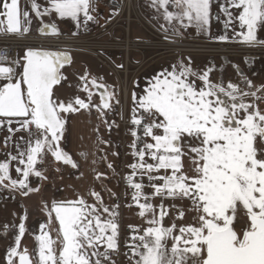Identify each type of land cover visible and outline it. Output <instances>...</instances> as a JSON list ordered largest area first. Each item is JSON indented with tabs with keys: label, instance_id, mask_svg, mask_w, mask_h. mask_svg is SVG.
<instances>
[{
	"label": "snow or ice",
	"instance_id": "6c2138e0",
	"mask_svg": "<svg viewBox=\"0 0 264 264\" xmlns=\"http://www.w3.org/2000/svg\"><path fill=\"white\" fill-rule=\"evenodd\" d=\"M214 4L224 13L225 26L232 28L234 38L264 47L257 36L258 30H264V0H153L170 25L176 21L184 28L195 27L198 33L210 32ZM173 6L176 11L170 10ZM31 11L41 21L39 32L46 35L61 33L55 23H43L45 16L70 18L85 30L89 22H99L93 15L96 0H46L45 4L31 0ZM30 25V12L21 10L20 0H0V33L23 36ZM172 31L180 34L174 25ZM187 60L156 73L142 94L132 93L130 147L137 159L128 165L132 171L126 181L148 226L133 228L125 255L130 254L134 264H264V84L256 86L242 74L247 90L231 81L213 82L212 68L196 70L191 57ZM71 63V54L62 50L29 47L22 57L11 60L0 54V129L8 133L3 149L15 148V152L5 151L6 159L0 160V188L24 196L39 191L31 187L30 177L47 179L38 164L48 153L76 168L60 146L64 114L96 108L103 117L105 110L112 109L115 91L87 71L79 77L87 100L76 96L65 102L56 97V86L67 79L62 69ZM93 87L103 89L99 104L93 102ZM107 126L111 130L112 124ZM19 132L27 137L13 140ZM103 176L96 174L97 179ZM144 177L150 193L144 191ZM88 196L92 203L83 195L53 202L48 215L51 222L54 213L57 234L53 237L48 225L41 224L35 236L38 246L31 254L21 248L26 231L22 218L7 264H116L112 255L120 247V205L106 204L95 189ZM157 197L160 203L153 204ZM169 198L190 201L194 222L166 226L169 208L177 207L165 206ZM184 215L178 208L177 218Z\"/></svg>",
	"mask_w": 264,
	"mask_h": 264
},
{
	"label": "crops",
	"instance_id": "0c3cea01",
	"mask_svg": "<svg viewBox=\"0 0 264 264\" xmlns=\"http://www.w3.org/2000/svg\"><path fill=\"white\" fill-rule=\"evenodd\" d=\"M37 2L45 4L46 0H37ZM221 2H223V0H221ZM96 3L97 12L93 13V15H96L99 21L98 23L95 22V27L98 28L100 25L108 22L109 17H112L114 12L113 8L116 7L117 2L116 0H96ZM20 5L21 8L22 5H24V7L29 10L31 15V30L29 33H36V29L41 21L35 16V13L31 11V0H20ZM137 5L141 14L151 23L154 28L161 32L167 34H176L174 31H172V27L174 25L179 29V35L185 38L206 41H220L216 38L221 35H228L230 38L227 40V42H241L239 38H234L232 28L225 26L224 21L226 17L217 4H214L212 8L213 19L211 21L209 33H198L195 27L184 28L179 24V22L176 21H173V24L170 25L163 19V9L158 10V8L153 5V0H137ZM170 10L176 11L177 9H175L173 6L170 7ZM43 22H49L51 24L55 23L58 28L59 25H62L64 28H66L67 32H61V30H59L60 33L64 35H73V33L79 35L83 30V27L78 28L76 23L70 18H59L55 15L45 16ZM237 30L239 29L237 28ZM117 31L118 30L115 29L113 31L114 36L116 37H118ZM257 36L259 39L264 40V30H258ZM145 37L141 39H144ZM144 55L146 56V53H144ZM149 55L150 52L147 57ZM178 57L184 58L186 61H188V57H191V61L194 62V65H198V63H200V61L195 60V58L208 60L209 64L211 65L216 61L218 62L217 59H220V57L212 55H183ZM220 60L223 62L224 66L230 65L232 64L230 62H233L232 69L234 72H236V74H245L241 68H239V71H237L235 66H238L237 64L239 63H242L247 69V72L250 74L264 71V59L261 58L256 59L249 57H238L234 59L232 58L229 62L222 59ZM141 62H143L141 55H137V59L134 60L133 64L139 63L140 65ZM256 64L257 68L255 67ZM142 66L143 65H141L140 68L138 67V70L136 71L137 74L143 69ZM68 73L77 75V72L74 70L72 72L68 71ZM90 76L97 77V79L100 78V75L97 76V73L90 74ZM101 81L103 84H105L103 79ZM254 81L256 83L255 78L253 79V84H255ZM98 83L101 82L98 81ZM239 84L243 85L242 79L239 80ZM80 86L81 85H77L75 88L78 93L77 96L86 100L84 91ZM75 97L71 98L74 99ZM92 99L94 103L99 104L95 97H92ZM130 108L131 110L133 108L132 101ZM107 111L108 110H105V115L103 117H101L96 108L80 109L78 112L69 113L66 119L65 131L63 135L64 142L62 143L61 148L72 157L73 161L77 164V167L73 168L72 166H67L70 168V170L66 172L65 170H60V166H56L57 177L55 176V178L57 179V183L54 188H50V190L48 189L51 192L48 196L43 193V190L46 187L44 184H48L49 180L46 181L44 179L43 185L37 182L36 185L32 186L33 188L38 187L39 191L29 193L28 196H24L18 191L10 192L7 189L0 193V264H7L8 250L15 246V238L19 234L18 225L21 223L22 218H24L23 223L25 224L26 231L24 236L21 238V248L26 247L31 254L37 249L38 242L36 241L35 236L40 233L41 224L48 225L53 237H55L57 234L56 230L58 228V222L54 219V213L51 222L48 220L47 223V218L49 219L47 212L51 208L53 202L75 200L78 195H83L89 203H92L93 200L88 196V192L91 189H95L96 191L101 192L106 204H116L115 197L119 191L117 174L119 159L117 156V150L114 146V140H116L118 134L112 131V129L109 130L107 126L108 124L112 123V118L108 115ZM105 120H107V124H105ZM113 132L115 133V136L113 135ZM6 134L7 132L0 133V144L2 143L3 136H6ZM103 141H108V143H103ZM82 153L84 155H81ZM109 163L112 164V168H108ZM98 172L104 173V176L100 179L96 178V174ZM47 179H49V177ZM51 183L52 180L50 181V184ZM144 191L146 193H150L152 189L146 186ZM110 192L115 193L116 195L112 196L110 195ZM154 199L160 200L158 197ZM167 200L173 203L175 200L181 199L173 200L169 198L164 201ZM45 204H47L48 208H45ZM124 205L127 204L125 203ZM123 206L119 208L120 213ZM179 206L181 207V204ZM122 220L123 219L121 215H119V226H130L124 225ZM53 223H55L56 227L53 225ZM136 227L138 226L136 225ZM144 227L146 226H141L139 228L142 229Z\"/></svg>",
	"mask_w": 264,
	"mask_h": 264
},
{
	"label": "built area",
	"instance_id": "2783aa9c",
	"mask_svg": "<svg viewBox=\"0 0 264 264\" xmlns=\"http://www.w3.org/2000/svg\"><path fill=\"white\" fill-rule=\"evenodd\" d=\"M125 22V26L122 28L123 37L114 36V29H116L119 21ZM131 22H135L139 25L140 29L146 34L144 39L131 40L129 38V26ZM111 24V26H110ZM107 26H110L107 27ZM109 33L112 41H106L102 39V35ZM167 37V39L165 38ZM90 45L83 44L87 42ZM101 41L97 44L89 42ZM124 41V42H123ZM134 45L135 48L138 46H146L149 49L159 48V54L173 53L175 55H197L206 53L209 55H217L226 58H232L233 56L238 57H249V58H261L264 59V47L248 45L243 42H221V41H206L185 38L177 34H167L154 28L151 23L141 14L138 9L137 0H119V5L116 9L115 14L112 16L110 21L98 28L95 27L94 22H89L87 30L83 28L79 35H43L28 33L23 36H17L12 34L0 33V54L9 57V59H16L20 57V54L27 48H41L46 50H62L69 51L72 53H85L91 54L94 58L105 64L109 69L116 75L119 83V90L117 93L116 100H119V104L116 102L112 105V109L108 111V115L113 119L116 125L120 128V140L117 141L116 146L118 149L119 156V168H118V181L119 191L115 198V202L122 206L125 202L129 205H134L132 200L133 189L128 185L126 176L132 171L128 167L130 164H126L128 158L132 159V163L137 159L131 152L128 153L126 140L127 137L131 136V144L133 137L129 133L133 127L131 124V109H130V86L132 78H129L128 64V43ZM125 43L127 48H124V61L122 68H116L112 63L103 56L102 51L118 49ZM92 44V45H91ZM157 51L154 53L156 54ZM143 56V55H142ZM133 72V71H132ZM7 129H0V133L6 132ZM131 163V164H132ZM137 182H141V178H136ZM143 184L148 185L147 177L142 180ZM1 190V188H0ZM133 228L130 227H119V252L112 256L118 263L125 253H129V249L125 246L129 242V237L132 235ZM130 257L129 255H126Z\"/></svg>",
	"mask_w": 264,
	"mask_h": 264
},
{
	"label": "rangeland",
	"instance_id": "374dc122",
	"mask_svg": "<svg viewBox=\"0 0 264 264\" xmlns=\"http://www.w3.org/2000/svg\"><path fill=\"white\" fill-rule=\"evenodd\" d=\"M117 2V0H116ZM21 7V5H20ZM27 10L26 7H24V5H22L21 10ZM117 8H113V10H116ZM111 26V24H110ZM110 26H107L110 28ZM125 26V22L120 20L119 23L117 24V27L115 30L117 31V35L118 37H123V31L122 28ZM59 29L61 30V32H67L66 28H64L62 25H59ZM129 38L131 40H136V39H141L143 37H145V34L141 31L140 27L138 26V24H136L135 22H131L130 26H129ZM102 39L106 40V41H112L110 39L109 33H105L102 35ZM98 42L101 41H93V42H89L92 44H97ZM124 42V41H123ZM83 44L89 45L88 41L87 42H83ZM91 44V45H92ZM90 46V45H89ZM137 48L134 47V45L131 43V41L128 43V52H127V56L128 59L130 61L131 64H128L129 66V71H131V74H129V78H132L133 83L131 84L130 87V93L132 94L134 91L138 94H142V90L145 87V84L147 82V80L151 79L156 73L164 70V69H169L171 68V65L176 64L178 61L180 60H184V62L187 64L188 61H186V59L184 58H179L178 55H175L173 53H169L166 55L163 54H159L158 55V49L159 48H154V49H149L146 46H140V48L138 46H136ZM127 48V46H125V43H122L121 47H118V49H113V50H106V51H102V54L104 57H106L114 66L120 68L121 66V61H124V51L123 49ZM125 50V49H124ZM107 51H118V52H107ZM121 53H120V52ZM157 51L156 54H154ZM150 55L147 57V55ZM77 53H73L72 54V63L65 66L62 71L65 74V76L67 77L66 80L62 81L60 85L56 86L55 88V94L56 97H58L59 100H63L65 102H67V100H72L71 97H75L77 96V91H76V86L77 85H81V81L79 79L80 76L84 75L85 71H87L89 74H93V73H97V76L100 75L99 77H102L103 80L105 81L106 86L108 87L109 91H115V94L117 95V92L119 90V83L118 80L115 76V74L113 73V71L111 69H109L105 64L101 63L99 60H97L96 58H94L91 54H85V53H81L78 54ZM144 53H146V56L144 55ZM85 54V55H82ZM123 55V57H122ZM137 55H141V59H143V62L138 64H133L134 60L137 59ZM143 55V56H142ZM194 55V54H193ZM197 55H209L206 53H202V54H197ZM90 56V57H87ZM212 56H217V55H213ZM130 57V58H129ZM217 57H222V56H217ZM94 58V59H92ZM234 58H238V56H233ZM195 60H199L200 63H198V65H194V62H192V67L196 70H206L207 68H212L213 71L210 73V79L213 82H223L225 85L227 84V82L231 81L233 83H238L239 84V80L242 79V75L241 74H236V72H234V70L232 69V64L233 62H230L232 64L230 65H223V62L220 59H217L218 62H214L212 65L209 64L208 60L205 59H201V58H195ZM231 61V60H230ZM142 66V70L137 74V70L138 67L140 68V66ZM239 66V68L242 69V71H244V75L243 76H247L249 79H251L253 81V79H256V83L254 81V85L259 86L264 84V71H260V72H255V74H250L247 72V69L245 68V66L242 63L237 64ZM255 67L257 68V64L255 65ZM76 71L77 75H73V74H69L68 71L72 72V71ZM133 71V72H132ZM136 77V78H135ZM99 82L102 83V81L100 79H98ZM199 83V81H198ZM137 84L139 85L137 87ZM241 87H245V90H247L245 85H241ZM87 93L84 92V96H86V100H87ZM115 95V98H116ZM69 96V97H67ZM115 98L112 100V103H114ZM132 104H133V100H132ZM134 106V105H133ZM262 107H264V105H262ZM69 113L64 114V118L65 120L67 119ZM112 131H114L116 134L118 133V128L116 127H111ZM118 130V131H116ZM113 132V135L115 136V133ZM8 134V133H7ZM6 134V135H7ZM20 136H25L27 137V133L26 132H19L16 134L15 137H13V140L18 139ZM4 137L3 136V140L2 143L0 144V160H4L6 159V155H5V151H12L15 152V148L14 146H9V148L7 150L3 149V143H4ZM64 137L62 138L61 142H60V146L62 145V143L64 142ZM1 142V141H0ZM130 142V136L128 137V141L126 140V145H129ZM115 143V140H114ZM41 164V163H40ZM38 164V167L41 168L42 165ZM54 165L60 166V170H65L66 172L68 170H70V168H68L67 166H63L57 163H54ZM185 165L186 168L189 171V174H191V168H190V162L189 161H185ZM44 174V176L49 177V179H44L46 181L49 180L48 184H44L43 179L42 178H38L35 176H31L30 177V185L31 187L33 185H36L37 182H39V184H44V186H46L43 190V193L46 194L47 196L51 193L49 190L50 188H54L56 183H57V179L55 178V176L57 177V173L55 172L54 174H51V171L46 170H41ZM47 173V175H46ZM12 175L15 178L17 176V174L15 173V171H12ZM52 180V183L50 184V181ZM42 182V183H41ZM49 189V190H48ZM181 202V203H180ZM153 204H159L160 200L158 199H153L152 200ZM164 204L166 207L170 206V205H176L177 207L175 208H169V216L165 217V225H171L172 223H175L178 227L181 224H189V223H193L194 222V216L195 213L190 211L192 205L190 202H188V200H175L173 203H171V201H164ZM181 204V207L179 206ZM183 209L185 212V215L183 217V219H178L177 218V209ZM48 214V212H47ZM119 215H121L122 217V221L124 225H131L133 227H136V225L138 227L141 226H148L146 223V218H142L139 216V209L136 206H128V205H124L123 208L121 209V213L119 211ZM49 216V215H48ZM119 219V216H118ZM48 218H47V223H48ZM53 225L55 226V223H53ZM56 227V226H55ZM239 227V226H238ZM101 251H103V249H101ZM120 264H134V261L131 260L130 258H127L125 256L122 257L121 263Z\"/></svg>",
	"mask_w": 264,
	"mask_h": 264
},
{
	"label": "flooded vegetation",
	"instance_id": "af4514ba",
	"mask_svg": "<svg viewBox=\"0 0 264 264\" xmlns=\"http://www.w3.org/2000/svg\"><path fill=\"white\" fill-rule=\"evenodd\" d=\"M92 92H93V97H95L99 102H100V96H99V93L102 92L103 90L102 89H99L97 90L96 88H91ZM54 163H57V164H61V162L59 161H56L53 159V156L48 153L47 155H45L43 161L41 162L40 165H42L41 168H39V170H48V171H51V174H54L56 171H57V165H54ZM47 177V176H46ZM48 178V177H47Z\"/></svg>",
	"mask_w": 264,
	"mask_h": 264
},
{
	"label": "water",
	"instance_id": "95a60500",
	"mask_svg": "<svg viewBox=\"0 0 264 264\" xmlns=\"http://www.w3.org/2000/svg\"><path fill=\"white\" fill-rule=\"evenodd\" d=\"M31 7V6H30ZM43 23H45V24H51V23H49V22H43ZM42 25H41V22H40V24L38 25V27H37V29H36V33H38V34H43V33H41V32H39V28L41 27ZM47 35H51V34H47ZM24 53H25V51H23V53H22V56L24 55ZM70 53V52H69ZM71 54V53H70ZM21 56V57H22ZM71 57H72V55H71ZM103 90V89H102ZM54 158V157H53ZM60 162H62V161H60ZM63 163V162H62ZM65 164V163H64ZM66 165H69V166H71L70 164H66Z\"/></svg>",
	"mask_w": 264,
	"mask_h": 264
},
{
	"label": "trees",
	"instance_id": "16d2710c",
	"mask_svg": "<svg viewBox=\"0 0 264 264\" xmlns=\"http://www.w3.org/2000/svg\"><path fill=\"white\" fill-rule=\"evenodd\" d=\"M64 131H65V129H64Z\"/></svg>",
	"mask_w": 264,
	"mask_h": 264
}]
</instances>
